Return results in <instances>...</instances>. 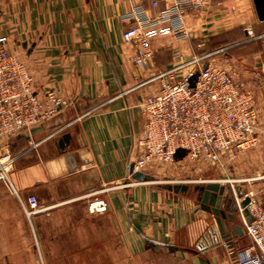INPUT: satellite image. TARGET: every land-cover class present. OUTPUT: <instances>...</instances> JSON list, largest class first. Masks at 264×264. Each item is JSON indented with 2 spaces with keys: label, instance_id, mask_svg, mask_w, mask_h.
Listing matches in <instances>:
<instances>
[{
  "label": "crops",
  "instance_id": "0c3cea01",
  "mask_svg": "<svg viewBox=\"0 0 264 264\" xmlns=\"http://www.w3.org/2000/svg\"><path fill=\"white\" fill-rule=\"evenodd\" d=\"M169 1L0 0V35H8V50L27 64L34 90L53 89L71 102L34 129L37 146L24 135L9 144L22 153L12 183L23 200L34 195L41 209L28 217L0 182V264H237V253L247 248L238 195L226 189L223 206L235 217L230 225L243 230L229 243L197 199L198 182L177 193L160 181L127 179L145 128L140 103L158 82L129 89L175 63L177 53L189 58L203 39L202 50L219 48L211 43L230 28L224 5L232 0H212L186 17L189 39L152 41L155 67L142 71L131 61L133 45L123 39L132 24L126 18L136 6L156 14ZM65 134L70 138L62 147ZM130 180L135 183L123 185ZM100 200L106 209L91 212Z\"/></svg>",
  "mask_w": 264,
  "mask_h": 264
},
{
  "label": "built area",
  "instance_id": "2783aa9c",
  "mask_svg": "<svg viewBox=\"0 0 264 264\" xmlns=\"http://www.w3.org/2000/svg\"><path fill=\"white\" fill-rule=\"evenodd\" d=\"M211 2L170 0L156 14L142 5L134 7L126 18L132 24L123 32L124 41L134 47L133 64L142 71L153 69L155 51L152 41L166 35L189 39L186 17L199 15ZM248 32L253 34L251 29ZM254 38H264V33L243 42ZM8 40V35H0V182L19 197L30 217L41 208L34 195L23 200L14 187L11 173L22 153L11 152L9 144L24 135L32 147L37 146L38 143L32 140L34 129L71 102L53 89L39 95L34 90V77L27 64L18 54L8 50ZM204 45L203 39L197 49ZM227 48L199 52L192 46L189 58L177 53L175 63L151 72L129 89L158 82V88L140 103L145 128L138 140L139 153L130 164L127 179L136 172L146 173L154 165L176 162L175 153L180 148L186 150L182 159L216 164L223 155L260 144L264 127L257 96L239 84L229 69L213 65L209 60ZM196 72L198 76L192 86L190 80ZM133 183L130 180L123 185ZM244 196L250 199L247 208L251 220L245 221V227L252 245L237 253V264H264V203L252 192ZM240 203L238 205L243 210ZM106 207L105 201L100 200L93 202L90 210L99 212Z\"/></svg>",
  "mask_w": 264,
  "mask_h": 264
},
{
  "label": "rangeland",
  "instance_id": "374dc122",
  "mask_svg": "<svg viewBox=\"0 0 264 264\" xmlns=\"http://www.w3.org/2000/svg\"><path fill=\"white\" fill-rule=\"evenodd\" d=\"M227 7L230 13L227 19L230 28L218 35L211 46L228 48L209 60L213 65L229 69L239 84L255 93L259 100L264 127V38L243 42L263 34L264 23L258 20L252 0H232L230 4L224 5V8ZM244 29H251L253 34L245 36ZM150 169L153 176H148L147 180L160 181L162 185L172 184L177 180L196 181L197 184L219 181L228 191L238 196L239 193L244 196L245 193L252 192L257 200L264 203V134L256 147L223 155L221 161L216 164L187 160L181 165L173 162L154 165ZM175 171H181L182 176H177ZM193 184L190 182V187ZM246 234L245 227L242 243L248 247L252 242Z\"/></svg>",
  "mask_w": 264,
  "mask_h": 264
},
{
  "label": "water",
  "instance_id": "95a60500",
  "mask_svg": "<svg viewBox=\"0 0 264 264\" xmlns=\"http://www.w3.org/2000/svg\"><path fill=\"white\" fill-rule=\"evenodd\" d=\"M252 1L258 20L264 23V0ZM246 33H249L248 30H246ZM197 76L198 72L194 73L192 76L190 80L192 86H194ZM69 138V134H65L61 137L60 144L62 147L65 143H68ZM185 154L186 150L180 148L175 153V159L180 160L185 156ZM133 178L143 180L147 179V176L142 172H136L133 174ZM167 187L169 190H173L177 193L186 192L190 188V186L186 183H169ZM226 189L227 188L219 181H207L203 184H197L194 186V190L199 193L197 199L201 202L205 209L211 211L214 214L222 239H224L226 242L232 243L234 237L243 234V230L240 224H235L234 227H231L230 225L231 222H235V217L233 212L227 211L223 206L224 202L228 200V197L225 195ZM239 197L243 198L240 205L243 208V213L246 216V220L250 221L251 215L247 208L250 199L248 196H243L241 193H239Z\"/></svg>",
  "mask_w": 264,
  "mask_h": 264
},
{
  "label": "trees",
  "instance_id": "16d2710c",
  "mask_svg": "<svg viewBox=\"0 0 264 264\" xmlns=\"http://www.w3.org/2000/svg\"><path fill=\"white\" fill-rule=\"evenodd\" d=\"M250 41H251V40H250ZM247 42H248V41H247ZM244 43H245V42H244ZM204 51H205V50H202V51L200 50L199 52H204Z\"/></svg>",
  "mask_w": 264,
  "mask_h": 264
}]
</instances>
